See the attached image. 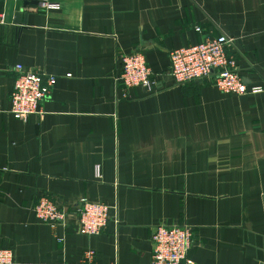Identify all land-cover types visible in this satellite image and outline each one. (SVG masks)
Listing matches in <instances>:
<instances>
[{
	"label": "crops",
	"instance_id": "0c3cea01",
	"mask_svg": "<svg viewBox=\"0 0 264 264\" xmlns=\"http://www.w3.org/2000/svg\"><path fill=\"white\" fill-rule=\"evenodd\" d=\"M46 1L58 8L28 5L16 26L23 2L0 0V248L14 264H151L154 227L186 224L188 264H264V0ZM220 34L261 92L174 84L168 53ZM132 52L155 93L124 97ZM17 64L54 77L42 116L9 113ZM44 195L63 225L35 216ZM82 199L110 207L98 235L77 231Z\"/></svg>",
	"mask_w": 264,
	"mask_h": 264
},
{
	"label": "built area",
	"instance_id": "2783aa9c",
	"mask_svg": "<svg viewBox=\"0 0 264 264\" xmlns=\"http://www.w3.org/2000/svg\"><path fill=\"white\" fill-rule=\"evenodd\" d=\"M46 9H56L58 5L40 0ZM4 14L0 13V24ZM199 31V28H196ZM233 39L223 34L204 38L200 43L174 49L168 53L169 71L176 86L190 82H207L223 93L245 95L259 93L261 86H248L241 79L235 56L228 53ZM118 74L116 81L123 88L124 97L129 90L140 87L145 93L153 94L158 90L155 75L146 64L140 52L121 54L117 59ZM15 78L10 93L9 113L18 120H25L31 114L42 116L40 103L50 95L54 77L40 70L25 69L21 64L14 66ZM77 216V231L81 235L100 234L110 220L108 205L84 199L74 205ZM35 216L50 228L63 225L67 213L52 198L44 195L37 199L33 207ZM192 243V230L186 224L154 227L151 245V264H188L187 253ZM92 253L87 252L90 259ZM0 264H14L13 252L0 248Z\"/></svg>",
	"mask_w": 264,
	"mask_h": 264
},
{
	"label": "water",
	"instance_id": "95a60500",
	"mask_svg": "<svg viewBox=\"0 0 264 264\" xmlns=\"http://www.w3.org/2000/svg\"><path fill=\"white\" fill-rule=\"evenodd\" d=\"M21 1L23 2L22 9L19 10L14 15L13 24L16 25V26L21 24V17L22 16H23V24L25 23L27 12L24 13V8L26 6L39 4V2L37 0H21ZM32 10H34V9H29V11H32Z\"/></svg>",
	"mask_w": 264,
	"mask_h": 264
}]
</instances>
